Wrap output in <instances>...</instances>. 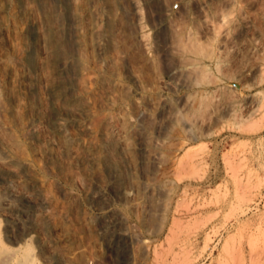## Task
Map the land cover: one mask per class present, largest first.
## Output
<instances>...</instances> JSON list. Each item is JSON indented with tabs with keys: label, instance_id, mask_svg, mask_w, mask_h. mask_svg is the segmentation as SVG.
I'll use <instances>...</instances> for the list:
<instances>
[{
	"label": "rangeland",
	"instance_id": "1",
	"mask_svg": "<svg viewBox=\"0 0 264 264\" xmlns=\"http://www.w3.org/2000/svg\"><path fill=\"white\" fill-rule=\"evenodd\" d=\"M0 264H264V0H0Z\"/></svg>",
	"mask_w": 264,
	"mask_h": 264
}]
</instances>
